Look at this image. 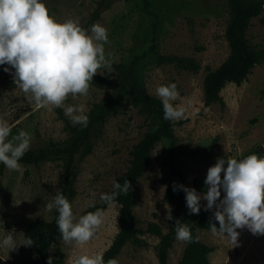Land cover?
Here are the masks:
<instances>
[{"label": "rangeland", "instance_id": "374dc122", "mask_svg": "<svg viewBox=\"0 0 264 264\" xmlns=\"http://www.w3.org/2000/svg\"><path fill=\"white\" fill-rule=\"evenodd\" d=\"M98 1L45 0L59 20L78 18L82 26L90 22L86 29L100 23L108 30L110 43L104 47L106 56L112 54V71L102 68L101 74L93 78L89 95L70 96L65 106L84 104L86 114L91 108L99 109L116 95L120 84L127 79L130 58L137 53L141 55L137 64L146 72L145 87L150 95L157 97L159 85L176 83L178 87L180 98L173 103H182L187 109V119L174 121L173 125L178 146L208 152L196 157L176 154V165L186 176L183 185L193 187L192 177L207 175L218 157L242 159L254 152L264 154V96L260 93L264 58L251 68L241 84L224 85L220 90L223 106L217 102L208 106L203 103L204 75L218 67L229 53L224 35L229 18L228 0H146L147 11L143 9L144 0H107L94 19ZM258 1L261 10L251 18L246 37L254 49L264 52V0ZM151 46L153 52H150ZM156 52L191 58L197 68L155 64ZM4 67L8 66L0 65V117L8 120L12 135L27 131L32 138L30 148L64 141L68 133L57 116L56 107L30 103L13 83L14 69L5 72ZM152 127L150 118L131 103L99 126L92 138V151L75 162L76 193L70 202L77 219L101 200L102 193L111 191L116 177L129 165L133 145ZM167 146L166 139L155 145L147 169L131 186L138 237L144 245L125 243L115 257L119 264H159L158 238L145 230L150 221L156 222L162 231L167 229L165 206L169 204L162 197L168 179L160 165L166 158ZM20 165L17 171L6 167L0 170V240L13 231L18 244L10 251L0 246V264H43L39 256L20 243L25 241L24 230L30 222L53 217V210L48 211L46 204L59 190L60 162ZM204 204L206 201L202 200L201 207ZM104 211V224L83 247L65 244L60 236L58 246L64 252L62 264H71L78 254L103 252L108 247L118 229V204L107 205ZM238 231L239 246L232 247L227 238L214 236L210 229L199 230V239L213 248L208 253L211 264H264V235L255 236L247 228ZM185 243L177 239L173 242L166 264H177ZM49 257H53V248L49 250L46 264Z\"/></svg>", "mask_w": 264, "mask_h": 264}, {"label": "clouds", "instance_id": "9594fccd", "mask_svg": "<svg viewBox=\"0 0 264 264\" xmlns=\"http://www.w3.org/2000/svg\"><path fill=\"white\" fill-rule=\"evenodd\" d=\"M110 43L108 30L100 23L90 29L83 27L78 18H56L45 0H0V65L5 72L14 69L13 83L24 93L26 99L44 108L59 107L71 123L87 127L89 117L84 104L68 105L71 96L87 97L93 78L101 69L112 71V54L105 53V44ZM156 95L161 100L164 119L179 121L187 119L184 104H174L180 98L176 83L159 85ZM11 137V138H10ZM31 136L25 130L12 135L8 120L0 117V163L12 171L20 169V159L30 149ZM206 191L198 193L194 187L173 183V191L183 190L186 207L190 214L198 215L201 201L205 211L212 210L214 223L210 220L211 233L227 238L232 247L239 246L240 232L247 228L253 235H264V154L254 152L242 159L218 157L207 170L204 180ZM131 182L123 185L113 182L111 193L100 196L109 207H115L117 197L128 195ZM223 192V196L221 195ZM166 219L172 220L171 208L167 205ZM48 211L58 212L56 223L65 244L83 247L98 233L105 222V211L97 208L77 219L71 202L61 192L46 204ZM175 238L191 243L193 237L187 223L175 220ZM34 241L26 238L24 246ZM17 243L13 231L0 240V246L15 250ZM49 264L52 258L49 257ZM71 264H119L118 260L104 259L103 252L82 253L74 256Z\"/></svg>", "mask_w": 264, "mask_h": 264}, {"label": "trees", "instance_id": "16d2710c", "mask_svg": "<svg viewBox=\"0 0 264 264\" xmlns=\"http://www.w3.org/2000/svg\"><path fill=\"white\" fill-rule=\"evenodd\" d=\"M107 0H99L93 18H97L99 9H101ZM147 6L144 0L143 9ZM229 18L225 27V39L228 44L229 53L227 57L215 69L209 70L203 78V103L208 106L212 103L224 105L220 95V90L225 84L232 82L236 85L241 84L247 78L251 68L263 60L264 52L254 49L246 37V30L250 24L251 18L257 16L261 10V4L258 0H228ZM90 22L83 26L88 27ZM153 46L150 52H153ZM149 52V51H148ZM144 54V52H142ZM142 54V55H143ZM141 57L134 53L130 58L128 77L120 84L116 95L104 102L99 109H89L87 115L89 122L87 127L73 125L62 108L56 107L57 116L63 122L64 129L68 137L62 142L51 141L47 146L30 148L19 163L37 165L45 161H59L61 167L60 187L57 192H61L68 200L75 195L74 180L76 176L75 162L78 159L88 155L93 148L92 138L108 117L122 112L128 103L133 104L141 113L146 114L153 127L146 131L143 136L133 145L130 151V160L128 167L120 173L114 181L123 185L125 179L132 184L143 175L150 163V154L155 145L162 139L168 141L166 158L160 162L162 169L167 175L168 182L164 189L163 201L169 204L171 208L172 220H168L166 231L154 221L147 223V232L157 236L156 252L159 264H166L168 250L172 246L175 238V220L180 219L182 223H187L193 237L198 236L200 229H210V220L214 223L213 212L205 211L201 207L198 215L190 214L186 207L185 193L183 190L173 191V183L184 184L185 174L176 165V154H185L192 157L207 154V150L202 149H181L173 133L174 121L164 119V111L161 100L150 95L145 87L144 69L137 64ZM155 64L172 63L178 67L195 70L197 64L193 59L174 54H160L154 56ZM261 96H264V81L261 88ZM214 141L211 142V145ZM264 148V147H263ZM5 167L0 163V170ZM206 174L195 175L191 179L192 186L198 192L206 191L204 180ZM114 189L107 193H111ZM56 192V194H57ZM55 194V195H56ZM55 197V196H54ZM118 200V229L108 247L103 251L104 259L117 256L121 248L127 242L135 245H144V242L138 237L139 230L136 227V221L133 214L134 196L131 187L128 195L117 197ZM103 201L91 205L86 211H95L97 208H106ZM58 212L53 209V217L50 220L44 218L36 219L30 222L24 230V239L31 238L34 243L28 247L31 253L40 257L43 264L47 263L48 253L53 248L52 264H62L64 252L58 246L61 236L56 219ZM217 223V227H218ZM213 248L200 239L191 243H185L182 254L177 264H211L208 259V253ZM49 263V261H48Z\"/></svg>", "mask_w": 264, "mask_h": 264}, {"label": "water", "instance_id": "95a60500", "mask_svg": "<svg viewBox=\"0 0 264 264\" xmlns=\"http://www.w3.org/2000/svg\"><path fill=\"white\" fill-rule=\"evenodd\" d=\"M261 150H262V148H261Z\"/></svg>", "mask_w": 264, "mask_h": 264}]
</instances>
